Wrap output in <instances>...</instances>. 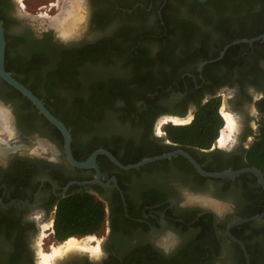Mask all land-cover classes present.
<instances>
[{"label": "flooded vegetation", "instance_id": "af4514ba", "mask_svg": "<svg viewBox=\"0 0 264 264\" xmlns=\"http://www.w3.org/2000/svg\"><path fill=\"white\" fill-rule=\"evenodd\" d=\"M15 1L11 0L13 5ZM93 1L97 0H86L91 9L90 18L95 16V10L92 12ZM101 1L95 6L96 16L103 22L116 18L118 31L125 26L141 23L153 32L151 35L156 41L137 44L133 49L136 48L135 55L143 62L139 70L148 72L156 82L167 84L165 93L157 102L160 106L158 117L175 116L186 120L194 115L199 100L204 102L211 97H221L227 110L237 118L235 141L229 148H221L217 144L209 150H203L207 154L219 151L200 155L202 166L216 159H230L237 150L247 147V142L253 141L259 120L255 103L264 96V57L260 53L263 46L256 47L254 43L232 45L220 59L202 66L205 61L219 57L229 44L224 43L233 35L245 28L252 29L251 20L243 26L234 21V14L183 13V19L193 29L170 31L166 26L162 33H157L156 19L159 18L165 26L164 12L173 14L175 6L185 4L188 0H143L128 9L120 6L123 3L120 0L119 3L106 0L102 4ZM197 1L205 4L209 0ZM139 6L144 7L145 11L135 12ZM45 32H51L55 43L72 49L93 42L80 37H59L51 28L42 29L39 34ZM107 35L103 33V36ZM116 63L100 69L104 75L131 76V66L122 68ZM79 79L85 80L83 75ZM162 84L157 89L162 88ZM0 101V104L10 106V114L14 116V122L10 120L14 134L10 136L5 131L0 132V139L6 140L10 146L6 155L0 150V264H38L35 252L42 225L52 221L54 232L57 202L69 192H89L104 203L108 214H111L112 207L115 210L112 218L105 221V234H94L102 236L100 259L93 260L78 251L67 254L57 264H103L104 260L112 258L121 264H151L150 259L158 262L159 257L162 264H171L175 254L185 251L188 246L201 255L199 264H247L242 248L229 238L226 228L232 221L242 217L239 212L254 207L255 201L233 202L225 199L228 202L222 204L220 213L201 202L188 200L186 195L189 192L204 189L192 188L184 182L188 175L183 172L174 174L178 169L172 161L173 157L163 159L171 160L166 163L167 167L147 164L125 170L116 166L107 156V159H103L99 155L97 164L101 180L108 184L94 181L95 169H80L68 162L63 144L58 141L49 124L47 126L40 119L53 137L43 136L37 119L32 122V126L23 123L25 114L13 111L12 101L1 95ZM160 129L161 132H158V127L155 124L152 126L151 139L169 143L168 140L162 141L166 136L164 126ZM40 139L41 145L38 142ZM113 177L117 183L112 180ZM85 181L89 183H80ZM67 185L69 188L65 191ZM118 186L124 194L126 206ZM254 223L258 227L264 226V219ZM242 225L233 227L232 233L237 228L233 234L246 246L245 241L253 234L254 224ZM53 238L56 239L55 234ZM257 242L258 255L261 256V252H264V233L256 237ZM257 264H264V257L261 256Z\"/></svg>", "mask_w": 264, "mask_h": 264}, {"label": "trees", "instance_id": "16d2710c", "mask_svg": "<svg viewBox=\"0 0 264 264\" xmlns=\"http://www.w3.org/2000/svg\"><path fill=\"white\" fill-rule=\"evenodd\" d=\"M105 1H101V4ZM120 1L123 2L120 6L128 9L143 0ZM12 7L11 0H0V18L7 38L6 69L38 97L43 98L47 108L70 128L72 149L77 160H85L93 151L106 148L122 163L131 164L145 157L182 148L203 164L200 155H211L219 151L209 154L202 152L212 148L224 126V118L220 111L221 97H211L204 102L199 100L190 123L166 124L164 126L166 136L162 141L168 140L169 143H159L157 138L151 139L150 129L160 112L157 102L165 93L167 84L156 82L148 72L143 73L139 70L143 62L135 55L136 48L133 47L156 41L149 28L142 26L141 23L125 26L115 36L104 37L72 49L55 43L51 32L39 34L28 26H23L20 35L13 38L9 36L11 20L7 13ZM144 11L145 8L141 6L135 10ZM173 12V14L164 12L165 26L161 24L159 18L156 19L157 33H162L166 26L170 31L193 29L183 19V13L234 14V21L243 26L246 21H252V29L247 30L244 27L245 29L233 35L224 44L235 39L252 38L264 32V0H209L205 4L197 0H188L185 4L175 6ZM103 23L99 18L97 26H102ZM158 41L160 42V39ZM241 45L247 44L236 46ZM254 46H263L260 53L264 57V40L255 42ZM116 48L120 49L115 50ZM115 56L121 60L113 59ZM112 63L119 64L122 68L131 66V76L120 74L115 77L111 74L94 79H79L83 75L82 71L90 68V64L96 67L97 64L109 66ZM161 84L163 87L157 89ZM0 95L24 101L19 108L25 114L22 118L23 123L32 126L34 125L32 122L37 118L44 120L47 126L49 124L52 127L58 141L63 144L61 132L38 112L30 100L1 78ZM255 105L260 117L253 141L247 147L237 150L230 159H216L207 166L204 165L206 170L220 171L255 166L264 173V96L259 98ZM100 158L107 159L104 155ZM169 161L171 160H161L148 165L165 166ZM172 161L176 163L175 167L178 169L174 174L179 171L188 175L189 179L183 181L192 188L210 191L219 198L233 202L255 201V206L245 212H239L240 216L249 217L264 210V191L255 175L243 173L233 179H211L200 175L181 155L173 157ZM111 165L115 167L112 162ZM114 210L115 207H112V212ZM116 211H119V208H116ZM112 212L108 214L104 203L89 192H69L57 202L54 218L55 237L62 242L71 236L98 234L105 221L112 218ZM251 224H254L253 234L245 242L251 264H257L261 256L264 257V252H261V256L258 255L259 243H255V240L260 233H264V226L258 227L254 222L242 226ZM236 229H233L234 234ZM200 258L201 255L194 252L192 246H188L185 251L175 254L171 264H199ZM160 259L159 257L158 262L150 259V262L162 264ZM103 264L121 262L112 258L104 260Z\"/></svg>", "mask_w": 264, "mask_h": 264}, {"label": "water", "instance_id": "95a60500", "mask_svg": "<svg viewBox=\"0 0 264 264\" xmlns=\"http://www.w3.org/2000/svg\"><path fill=\"white\" fill-rule=\"evenodd\" d=\"M199 1L205 2L207 0H199ZM48 28L54 29L56 31V29L54 27H52L51 25H49ZM57 34L59 35L58 32H57ZM59 37H61V36L59 35ZM62 38H66V37H62ZM262 40H264V32L255 36V37H252V38H241V39L233 40L232 42H230L229 44H227L225 46V49L221 52L219 57L205 61L202 64V66L206 63L214 62V61H217L218 59H220L225 54V51L232 45H236V44H240V43L253 44L257 41H262ZM6 52H7L6 30H5L3 21L0 18V78L3 81H5L7 84H9L10 86L15 88L16 90H18L28 100H30L32 102V104L36 107L38 112L41 115H43L52 125H54L61 132V134L63 136L64 152H65V155H66L68 162L71 165L78 167L80 169L93 168L96 170V179L94 181H99L102 184H108V183H104L101 180V171H100V168L97 164V158L99 155L107 156L116 166H118L121 169H125V170L137 169V168H140V167L147 165L149 163H153V162L163 160V159H170L172 157H176L178 155H181V156L185 157L195 167L196 171L199 174H201L204 177L211 178V179H226V178L233 179V178L239 176L240 174L251 173L257 177V180H258L259 184L261 185V187L264 191V173L259 168L255 167V166H248V167H243V168H239V169H230L229 168V169H224V170H220V171H208L188 151H186L182 148H177V149H174L172 151H168V152H165L162 154L145 157V158L139 160L138 162L131 163V164L122 163L111 151H109L106 148H100V149L93 151L91 153V155L86 160H83V161L77 160L73 154L72 134H71L70 128H68L61 119L56 117L47 108L43 99L38 97L30 88H28L24 83H22L19 79H17L13 75L12 72H10L6 69V65H5L6 64ZM202 66L200 69H202ZM0 102L2 103V101H0ZM160 117L162 118L163 116H160ZM192 117H193V115H192ZM178 118H180V117H178ZM12 120L14 122V116H12ZM191 120H192V118H191ZM167 123H165V124H167ZM165 124H163L162 126H164ZM217 141L215 142L214 145L218 144ZM3 143H4V140L0 139V145H2ZM7 143L8 142L6 141V144ZM3 155H6V154H3ZM112 180L115 183H117L115 177H113ZM80 183L86 184V183H89V181L80 182ZM69 185H67L65 187V191H67V189L69 188ZM118 188H119V186H118ZM119 190L121 193L122 200L126 206L124 194L120 188H119ZM65 191H64V193H65ZM202 197L210 198V199L216 200V201L223 204V202H221L220 200H217L213 197H210V196H202ZM22 202L28 203V201H22ZM219 212L221 213L222 211H219ZM263 219H264V210L261 213H258V214H255V215H252L249 217L238 218V219L232 221L226 228V234L229 236V238L231 240H233L234 242H236L242 248L247 264H251L250 255L247 251L245 244L232 233V228L235 226L244 224V223L261 221ZM63 257L64 256L58 257L55 260V264H57L58 261Z\"/></svg>", "mask_w": 264, "mask_h": 264}, {"label": "rangeland", "instance_id": "374dc122", "mask_svg": "<svg viewBox=\"0 0 264 264\" xmlns=\"http://www.w3.org/2000/svg\"><path fill=\"white\" fill-rule=\"evenodd\" d=\"M21 3H24V6H22ZM88 3L89 2L86 3V0H83V2H82L81 12H82L84 17H83V20L81 22L77 23L76 28H75V34L72 36L73 37H80L81 39L83 38V40H91V41L95 42L101 38L112 37V36H115L116 34H118V32H119L118 28H117L119 26V25H117L118 20L116 18L112 17L111 19H108L106 22H104L102 26H97V22L99 21V17L96 16L95 6L98 5V0L92 2V5H93L92 12L95 10V12L93 13L95 16L92 18H90L91 17V9H90V6ZM70 4L71 3L69 0H23V2H22V0H16L12 9L7 13V16L11 20V24H10V27L8 30L9 36H11L13 38L15 36L20 35L22 32L23 26H28L32 30H34L38 33L40 32V30L48 28L49 25H51L53 27L54 25H52L50 23L51 22L50 19L49 18L47 19V17H45L44 14L45 13L49 14V16L64 15L66 8L68 9L71 7ZM54 28L56 29V31L60 35L61 32L57 29V27L54 26ZM103 33H107L108 35L103 36ZM113 59L121 60V58L117 57V56ZM104 65L105 64H97L95 67L93 64H90V68L87 67L85 70L82 71L84 78L85 79L98 78L101 75H104V73L100 69ZM117 65H119V64H117ZM40 91L41 90H39V92ZM72 95H74V94H72ZM7 99H9V101H12V105H13L12 110L13 111L21 112L19 110V108L21 107L22 104H24V101H22L19 98H7ZM0 107L3 108V111H5L6 115L8 116V120L6 123L3 121L2 116H0V132L5 131L7 133V135H9V132L7 130H5L4 127H5V125H7V126L12 125V123H10V120L12 121V115L10 114L11 109H10V106L3 105V104H0ZM222 107L226 108V103L224 101L222 102V105L220 107V111H221ZM226 110H227V108H226ZM253 111H254V108H253ZM259 117L260 116L258 115V119H259ZM160 118L161 117H158L155 120L154 124L158 125ZM192 119H193V117H192ZM37 120H38L37 123L40 124L39 126L41 127L40 129L43 133V136L53 137V134L51 131H49L48 127L47 126L45 127L43 122L39 118H37ZM168 123L174 124L171 121H168ZM234 138L228 145L222 146L221 148H229L232 145V143L235 141ZM251 141L252 140L247 142L246 145H249ZM38 142H39V145L42 144L41 139ZM216 146H217V144H216ZM186 196L188 197V200L192 197H195V196H200V197L210 196V197H213L217 200H220L223 203L228 202L227 200H225L223 198H219V197L215 196L214 194H212V192L205 191V190H201L199 192H189ZM197 202H200V201H197ZM221 208H223L222 203H221ZM105 230H106V228L104 225V227L100 231V234L101 233L105 234ZM100 234L96 236L99 239H101V237H102ZM53 236H54V232H53L51 238L45 240L44 241L45 243L43 242L44 244H42V246H41L42 250L49 251L51 244H57L58 242H61V241H58L57 239H54ZM86 236H77V237L83 238ZM34 240H35V242L37 241V239H34ZM100 244H102V241ZM39 249L40 248L37 247L36 252H35V257H36L37 263L39 261V253H38ZM73 253L74 252H71L70 254H73ZM83 253H85L88 257H91L93 260L100 259V257H101V250H100V253L98 254V256L97 255L96 256L91 255L90 252H86V251H83Z\"/></svg>", "mask_w": 264, "mask_h": 264}, {"label": "bare ground", "instance_id": "6f19581e", "mask_svg": "<svg viewBox=\"0 0 264 264\" xmlns=\"http://www.w3.org/2000/svg\"><path fill=\"white\" fill-rule=\"evenodd\" d=\"M70 1V8H66L64 15H57V16H49V14H44L47 19H50V23L57 27V29L61 32V36H72L75 34V28L77 23L83 20V14L81 12L82 2L83 0H69ZM23 2V0H22ZM24 6V3H21ZM53 26V27H54ZM221 114L224 118V126L220 131V135L218 137L217 143L220 146L228 145L236 135L238 131V121L235 115L226 110L225 107H222ZM0 116H2L3 121L6 123L8 120V116L6 115L3 108L0 107ZM192 117L188 119H181L175 116H164L160 118L158 122V132H161L160 126L167 123L168 121L173 122L174 124H186L191 121ZM5 130L9 132V135L12 136L14 134V127L12 125H5ZM3 140V139H1ZM6 141V140H5ZM1 145L0 150L2 154H6L10 149V146L5 144L6 142ZM192 201H200L202 204L210 206L215 210L221 211V203L206 197L195 196L190 198ZM53 222L50 221L42 225V230L40 234V238L38 241V248L39 249V261L38 264H55V260L58 257L66 256L71 252L77 251H86L90 252L91 255H97L100 253L101 250V239L97 238L95 235H87L86 237L80 238L77 236H71L68 239L58 242L57 244H51L49 251H44L41 249L42 243L50 238L53 230H52Z\"/></svg>", "mask_w": 264, "mask_h": 264}]
</instances>
